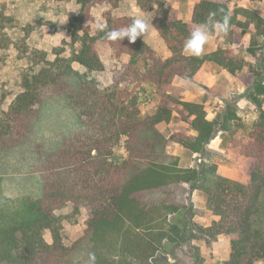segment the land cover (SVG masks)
<instances>
[{"label": "trees", "instance_id": "16d2710c", "mask_svg": "<svg viewBox=\"0 0 264 264\" xmlns=\"http://www.w3.org/2000/svg\"><path fill=\"white\" fill-rule=\"evenodd\" d=\"M122 1L77 0L79 10L70 17L69 29L72 43L80 48L25 76L24 89L0 118V195L6 186L16 195L13 209L0 223V264H156L162 247L174 258L166 264H204L194 242L199 236L229 239L224 264H255L264 259V75L256 79V74L252 78L245 73L232 48L196 58L183 46L195 27L207 23L214 30V23L226 15L228 34L244 16L257 25L264 46V14L232 0H198L185 21L170 0H134L152 14L154 29L170 51L164 58L142 37L134 43L106 39L107 31L131 24L132 15L108 10L105 31L92 30L95 5L117 8ZM99 43L111 47L117 59L129 57L113 70L108 87L73 65L103 71ZM208 61L236 75L259 111L229 141L239 162L235 172L217 164L181 167L172 151L180 145L202 154L217 130L219 122L207 118L205 104L182 99L174 84L177 76L205 81L202 67ZM146 86L159 102L154 112L142 115ZM174 111L197 134L176 124L165 135L158 124L169 123ZM122 139L127 154L117 162L113 155ZM192 190L216 219L208 226L195 223L189 234L169 216L188 208ZM69 203L87 211L84 233L67 245L54 230L53 242H48L45 231L54 228L56 211Z\"/></svg>", "mask_w": 264, "mask_h": 264}, {"label": "rangeland", "instance_id": "374dc122", "mask_svg": "<svg viewBox=\"0 0 264 264\" xmlns=\"http://www.w3.org/2000/svg\"><path fill=\"white\" fill-rule=\"evenodd\" d=\"M174 7L178 9L179 15L188 11L189 7L198 0H170ZM240 7L250 8L255 12L264 14V0H232ZM79 4L77 0H0V118L7 110L15 96L24 89V78L27 75L37 72L42 66L53 62L57 56L69 57L73 51L80 48V43H72L69 20L73 14H77ZM111 10L114 15H146L152 19L150 12H144L136 5L134 0H123L117 8H113L107 3L97 4L93 7V19L90 22L92 30L96 29L97 21L105 23L104 13ZM61 21H64L61 23ZM246 27V28H243ZM241 31H237L240 30ZM257 25L250 21L238 23V29L231 31L227 39L237 41L238 45L234 50L248 68L249 75L258 78L264 75V46L259 36ZM218 36V33L209 28V40ZM143 38V36H141ZM212 37V38H211ZM219 37V36H218ZM144 39V38H143ZM217 39V38H215ZM145 40L157 50L161 57L169 56V50L163 42L158 32L151 29V33ZM100 55L105 64L103 71H87L79 63L73 65L82 73L100 81L102 87L113 84V70L123 65L129 60L127 55L117 59L114 51L105 43H99ZM252 52L256 56L253 57ZM259 54V55H258ZM245 56L251 58L246 60ZM259 74V75H258ZM238 83L237 76L233 79ZM227 92L222 98V106L230 104L228 116L218 119L217 131L223 134V138L217 139L211 147V159L204 157V162L199 167L217 164L223 171L235 172L239 169V162L229 149V141L233 137H238L242 126H250L259 116V111L252 101L248 99V90L245 87L244 97L241 99L237 90ZM243 102L241 105L239 102ZM159 96L152 92L150 86H146L141 91V112L147 115L154 112ZM253 104L251 108L250 105ZM249 106V107H248ZM249 108V109H248ZM264 109V105H263ZM234 114V115H233ZM124 139L116 146L113 159L121 162L126 157ZM195 161V159H194ZM16 195L12 193L9 186L3 188L0 195V223L4 221L3 215H8L13 209L12 200ZM262 208L264 211V196L262 198ZM264 213L261 214V218ZM88 214L84 207L77 211L72 203L67 204L62 209L56 211V222L53 229H47L44 236L48 242H53L54 230H58L65 244L70 245L79 238L87 227ZM215 219L214 214L206 208L204 199L196 192L194 197L192 192L188 196V208L180 213L169 216V220L184 224L189 234L195 232L194 224L208 226ZM201 249L204 257V264H224L230 254V242L226 236L218 239H209L199 236L194 239ZM165 244L166 241H163ZM174 258L170 252L162 247L155 255L156 264H166L173 262ZM255 264H264V259L258 260Z\"/></svg>", "mask_w": 264, "mask_h": 264}, {"label": "crops", "instance_id": "0c3cea01", "mask_svg": "<svg viewBox=\"0 0 264 264\" xmlns=\"http://www.w3.org/2000/svg\"><path fill=\"white\" fill-rule=\"evenodd\" d=\"M193 7H194V5L192 4L189 7L188 11H186V14L184 12H182L179 15L180 18H182L185 21L190 20ZM261 15H263V14H261ZM247 20L248 19L244 16L239 17V22L244 23V25H246ZM243 28H246V27L243 26ZM235 29H238V24L235 25L231 31H234ZM242 29L237 30V31H241ZM218 36L217 37L212 36L214 38L212 40L210 39L208 41L207 45L205 46V53L215 51L219 48L235 49L237 47V45H238L237 41L228 40L227 39L228 35L227 36L218 35ZM259 36H260V39L263 43L262 36L261 35H259ZM215 38H217V39H215ZM169 53H170V51H169ZM245 59L247 61L251 60V58L248 56H245ZM261 60L263 62L264 58L262 57ZM247 69L248 68L245 66V68H243V71L247 72L248 71ZM202 74H203V76H205V81H203V82H199V81H196L194 79L187 78V77L177 76L174 79V84L182 90L181 91L182 99L187 100V101H194V102H199V103L205 104L206 109H207V118L209 120H217L218 121V119L220 118L221 115L223 118L228 116V112L230 110V104H226V107L224 108L222 106L221 101L223 100L222 98L226 97L227 92L233 91L232 89L239 91L238 95L241 96L242 101L246 100V99H247L246 101H248V98L244 97L245 86L242 83H240L239 81H238V83H236L235 81H237V80H235V81L233 80L234 78H236V75L231 74L228 70L222 68L218 64L211 62V61L206 62L202 67ZM241 99H240L239 103L241 105H243V102H241ZM158 102H159V100L157 101V104H158ZM156 107H157V105H156ZM250 107L251 108L253 107L252 103H251ZM176 124L182 125L183 127L186 128V130L188 132H190L192 134H197V132L195 130H193L187 122H185L181 119L180 114L177 111H174L172 120L169 123L161 122L158 124V128L165 135L168 136L171 133V130H170L171 126L176 125ZM222 136H223V134L216 130L213 139L207 145L205 151L202 153L204 155V157L209 156L208 158L211 159L212 152L210 153L209 151L211 150V147L213 146L215 141H217V139L223 138ZM172 151H173V153L177 154L180 157V166L185 167V168H190V167L195 168L196 164H195L194 159L196 160V158L199 155H201L199 153H195L189 149H186L185 147L180 146V145L174 146ZM196 192L197 191L192 190V196L193 197H194V195H196ZM215 219H216V216H215Z\"/></svg>", "mask_w": 264, "mask_h": 264}, {"label": "clouds", "instance_id": "9594fccd", "mask_svg": "<svg viewBox=\"0 0 264 264\" xmlns=\"http://www.w3.org/2000/svg\"><path fill=\"white\" fill-rule=\"evenodd\" d=\"M64 21H61L63 23ZM154 27L152 19L146 15H134L131 24L126 27L107 31L105 33L106 39L110 41H123L128 39L129 43H134L138 37L143 36L144 40L147 35L151 33ZM107 24L103 21H97L96 29L98 31H105ZM214 30L218 34L227 35L230 31V17L224 16L220 22L213 25ZM209 25L207 23L195 27L186 38L183 46V51L190 57H202L205 54V46L209 41Z\"/></svg>", "mask_w": 264, "mask_h": 264}, {"label": "built area", "instance_id": "2783aa9c", "mask_svg": "<svg viewBox=\"0 0 264 264\" xmlns=\"http://www.w3.org/2000/svg\"><path fill=\"white\" fill-rule=\"evenodd\" d=\"M204 162V157H202L201 155H199L196 160H195V164H196V167L199 166L201 163Z\"/></svg>", "mask_w": 264, "mask_h": 264}]
</instances>
